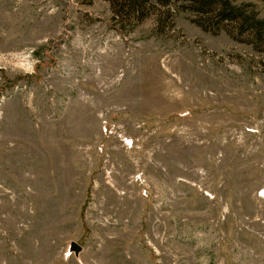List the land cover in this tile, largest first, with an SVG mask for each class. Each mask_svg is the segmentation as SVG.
Listing matches in <instances>:
<instances>
[{
    "label": "rangeland",
    "instance_id": "obj_1",
    "mask_svg": "<svg viewBox=\"0 0 264 264\" xmlns=\"http://www.w3.org/2000/svg\"><path fill=\"white\" fill-rule=\"evenodd\" d=\"M110 19L0 0V264H264V54Z\"/></svg>",
    "mask_w": 264,
    "mask_h": 264
},
{
    "label": "trees",
    "instance_id": "obj_2",
    "mask_svg": "<svg viewBox=\"0 0 264 264\" xmlns=\"http://www.w3.org/2000/svg\"><path fill=\"white\" fill-rule=\"evenodd\" d=\"M93 0H88L91 5ZM110 7L112 29L131 33L152 16L156 17L155 32L174 28V17L189 14L190 21L212 36L226 34L232 40L249 45L264 54V18L255 5H236L232 0H102Z\"/></svg>",
    "mask_w": 264,
    "mask_h": 264
},
{
    "label": "water",
    "instance_id": "obj_3",
    "mask_svg": "<svg viewBox=\"0 0 264 264\" xmlns=\"http://www.w3.org/2000/svg\"><path fill=\"white\" fill-rule=\"evenodd\" d=\"M75 249H76V252L80 251L79 247H77V246H75Z\"/></svg>",
    "mask_w": 264,
    "mask_h": 264
}]
</instances>
